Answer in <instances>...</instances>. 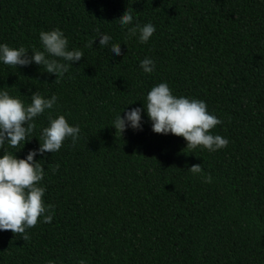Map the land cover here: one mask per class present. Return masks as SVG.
<instances>
[{
    "label": "trees",
    "instance_id": "trees-1",
    "mask_svg": "<svg viewBox=\"0 0 264 264\" xmlns=\"http://www.w3.org/2000/svg\"><path fill=\"white\" fill-rule=\"evenodd\" d=\"M126 10L128 27L155 26L147 43L125 39ZM56 28L84 54L58 83L34 62L0 61V91L25 105L37 91L58 98L24 147L5 143L0 156L38 149L49 115L81 131L75 146L69 138L34 158L53 219L38 218L26 241L0 230V264H264V0H0V44L31 56ZM117 43L121 55L110 51ZM159 83L204 101L222 121L211 134L228 146L189 150L183 137L154 133L146 110L142 130L116 134V116L146 107ZM194 164L202 174L188 171Z\"/></svg>",
    "mask_w": 264,
    "mask_h": 264
},
{
    "label": "clouds",
    "instance_id": "clouds-1",
    "mask_svg": "<svg viewBox=\"0 0 264 264\" xmlns=\"http://www.w3.org/2000/svg\"><path fill=\"white\" fill-rule=\"evenodd\" d=\"M122 28H127L125 39H130L139 33V42L147 43L156 31L153 24L143 26L132 25L133 16L126 10L118 19ZM99 33V30H97ZM99 46L108 47L111 37L100 34ZM43 50H34L30 56L29 51L23 46L11 48L7 44H0V61L4 64L17 67L29 66L33 62L44 68V72L54 74L59 82L69 71L75 62L80 61L84 54L80 50H69L68 39L64 33L56 28L40 33ZM91 41L87 46H93ZM110 51L115 55H121V44H112ZM145 73H151L155 69V63L150 58L140 62ZM57 97L44 98L38 91L32 93L31 103H25L16 97H12L7 91H0V149L5 143L12 148L23 147L28 137L36 129L35 118L43 115L46 110L54 107ZM152 122V131L156 134H172L183 137L187 141L186 148L195 150L202 147L209 152H215L226 148L229 140L221 135L211 134V130L222 121L207 110V104L199 99H190L184 96L176 97L167 83H159L147 94V104L144 108H132L122 117L117 115L113 121L116 134L121 136L127 128L142 130V112ZM49 126L42 129L40 147L30 150L24 159H18L15 155L4 152L0 156V230H10L14 235H21L23 240L30 237L26 229L34 228L38 218L43 217L44 223H51L55 206L45 205L42 197L46 188L41 186L45 170L34 158L37 154L55 153L59 151L65 140L71 139L75 146L79 139L80 127L71 126L64 115L56 118L48 117ZM59 169L57 164L52 171ZM188 171L193 175L202 174L201 164L192 165ZM205 183H211V175H204ZM79 264H84L81 260Z\"/></svg>",
    "mask_w": 264,
    "mask_h": 264
}]
</instances>
